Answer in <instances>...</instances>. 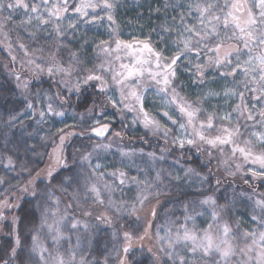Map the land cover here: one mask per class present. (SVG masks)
<instances>
[{"label":"clouds","instance_id":"1","mask_svg":"<svg viewBox=\"0 0 264 264\" xmlns=\"http://www.w3.org/2000/svg\"><path fill=\"white\" fill-rule=\"evenodd\" d=\"M76 2L67 0V6L71 8ZM134 2L139 4L141 0ZM27 3L37 6L30 23L23 22L30 9L26 13L14 0H0V238H5L0 239V264H40L39 256L32 252L33 235L65 255L74 251L77 260L82 256L85 264H118L112 232L122 226L142 225L153 205L167 203L166 213L184 203L199 206L201 199L211 196L228 205L229 211L233 205L253 209V201L264 188L256 181L248 186L243 175L231 174L236 164L244 165V161L238 155L233 159L227 147L212 148L196 139L199 121L205 119L203 113H198L195 126L190 127L171 106L167 110L176 123L164 120L157 131L141 124L137 108L126 107L134 102L127 99L126 89L122 93L112 81V70H119V64L126 61H117L116 53L104 54L97 46L101 39H131L134 32L138 35L134 24L129 28L116 18L115 10L123 0H113L112 9L120 32H113L114 25L106 20L88 24L71 11L57 21L47 16L46 7L51 5L46 6L44 0ZM59 3L65 6L63 0ZM213 3L220 7L223 0ZM105 12L98 0L94 14L102 16ZM16 16L21 19L16 20ZM37 16H44L49 23L40 24ZM90 72L102 77L103 91L98 90L100 82L87 81ZM175 86L183 92L180 82ZM138 91L148 102L152 117L160 120L165 110L163 94L158 95L157 87L147 78ZM189 99L195 102V98ZM220 107L217 103L213 110ZM223 107L228 110L227 105ZM233 124L239 128L240 142L249 137L252 129L245 119L234 115ZM221 125L217 120L215 127L202 131L206 137L214 136ZM105 126L103 136L93 134L94 129ZM178 136L194 143L181 148L176 143ZM58 147L59 162L54 159ZM113 166L126 171V184L108 175ZM92 185H96L103 204L91 191ZM221 190L223 202L218 195ZM138 197L143 199V207ZM110 200L123 201L121 210L110 207ZM132 204L138 210V221L129 214ZM57 209L65 215L59 244L52 241L46 227H40L42 217L47 214L51 223L52 211ZM101 212L113 216L111 227L97 223L96 216ZM133 217L135 223L129 224ZM73 220L87 223L88 228L72 229ZM16 239L22 241L19 246L14 243ZM127 264L133 262L128 260Z\"/></svg>","mask_w":264,"mask_h":264},{"label":"snow or ice","instance_id":"2","mask_svg":"<svg viewBox=\"0 0 264 264\" xmlns=\"http://www.w3.org/2000/svg\"><path fill=\"white\" fill-rule=\"evenodd\" d=\"M14 3L26 13H29L30 9L28 19L23 21L30 23L31 14L37 12V6L29 5L27 0H14ZM63 3L65 6L61 7L59 0H44L46 6L51 5L46 7L47 16L59 21L71 11L74 16L86 20L88 24L106 20L114 25L113 32L121 31V26L112 13L113 0H99L100 7L106 10L102 16L94 14L98 0H77L71 8L67 6V0H63ZM176 3L179 5L180 0H176ZM164 6H170L168 0H164ZM184 6L190 13L196 14V23H186L182 13L178 25L175 23V16L173 23L164 21L159 25L161 32L168 34L167 37L161 35L160 39L163 42L170 41V54L154 44L150 34L145 38L133 35L131 39L116 37L112 41L101 39L98 42L97 46L104 54L116 53L117 61H126L119 64V70H112V81L122 93L124 89L127 90V99L134 104L128 103L126 107L130 110L133 107L138 109L140 122L145 128L158 131L164 126V120L175 124V119L167 110L171 106H175V110L190 127L195 126L198 113H203L205 119L199 121L200 130L195 133L196 139L212 148L218 145L227 147L233 159L238 155L240 160L244 161V165L237 163L231 174L243 175L248 186H251L252 181H256L259 186L264 187V0H223L220 7H217L213 0H185ZM155 11L159 12L160 9ZM36 19L42 25L49 23L44 16H37ZM134 23L128 22L129 25ZM59 28V24L55 25L57 36L60 34ZM181 62L191 65L194 69H184L191 71L192 83L197 84L199 81L200 85L204 86L198 90L195 102L189 99L186 91L182 92L175 86L180 80L178 70ZM51 71L49 68V72ZM145 78L157 87L158 95L163 94L161 103L165 110L160 113V120L152 117L148 102L138 91ZM86 79L100 82L98 90H104L105 82L100 75L90 72ZM180 87L184 89L183 81H180ZM213 100L216 103H213ZM217 103L221 107L213 110ZM223 105H227L228 110ZM40 115L43 116L44 113L41 112ZM234 115L245 119L251 126L249 137L243 142L238 140L241 134L238 126L233 124ZM217 120L222 121L218 133L206 137L202 129H212ZM59 131L63 132V129ZM105 132L106 126L93 130L96 136H103ZM63 139L61 136V142ZM176 143L183 148L185 143L191 146L194 141L178 136ZM257 146L260 147L259 151ZM59 151L58 147L54 157L57 162ZM223 163L227 164L228 161ZM96 167L100 168L101 165L97 164ZM108 175L114 177L121 185L128 182V174L122 168L113 166L108 169ZM176 178L179 179L178 176ZM132 179L138 180L136 177ZM91 191L96 194L98 203L103 204L104 200L100 197L96 185H92ZM138 202L143 207V199L138 197ZM108 203L117 211H120L124 204L123 201L117 203L111 200ZM160 208V205H153L142 225L138 224L135 228L122 226L112 232V238L117 242L118 264H127L133 248H143L146 241L153 239L155 244L160 245L159 249L154 251V246L149 244L147 250L153 253L155 264H161L159 253L167 257L164 264H264V193L253 201V209L248 213L250 221L256 225L255 229L252 228L251 222L242 219L239 214L234 215V205L229 211L228 205H221L216 199L208 196L200 200L199 206L190 207L189 203H184L180 208V215H176L175 219L166 215L163 234L159 226L153 234L151 229L153 222L160 216ZM172 212L170 209L166 213ZM129 214L135 216L137 221L140 219L135 204L131 205ZM85 215L91 213L86 212ZM198 216L206 217V228H197ZM96 221L111 227L113 216L108 212H101L97 214ZM64 222L65 215L60 214L57 209L52 211L51 223L47 214L42 217L40 227H46L52 241L59 244L64 236ZM79 226L88 228L87 223L81 225L79 220L72 221V229L75 230ZM14 243L19 246L22 241L16 239ZM31 247L33 254L39 256L40 264H85L82 256L77 260L74 251L65 255L58 247L45 246L39 235L32 236ZM13 254H16L15 249Z\"/></svg>","mask_w":264,"mask_h":264},{"label":"rangeland","instance_id":"3","mask_svg":"<svg viewBox=\"0 0 264 264\" xmlns=\"http://www.w3.org/2000/svg\"><path fill=\"white\" fill-rule=\"evenodd\" d=\"M147 0H144L143 4L139 7L137 3L134 2V0H123L122 4L117 5V8L115 10L116 18L119 22H121L123 25L131 28L132 25H129V21L135 22L134 25L138 29V35L136 32H134L132 35L139 36L140 38L148 37L150 34V39L154 44H157L160 48L165 49V51L170 54V48L172 45L170 44V41L163 42L161 41L160 37L161 35H164L165 37L168 36V34L162 33L159 25L164 22L168 21L170 24L173 23V17H177L176 24H179V17L183 13L185 16V22L189 24L196 23L195 16L196 14L194 12H189L188 9L184 6L185 0H180V4L177 5L176 0H168L169 5L168 7L164 6V0H150V3H155L157 1V7L160 9L159 12L155 11V8H145L147 5ZM139 7V8H137ZM157 9V8H156ZM142 11L143 17L139 18V11ZM23 11V10H21ZM144 11V13H143ZM149 11V12H148ZM148 12L149 14H146ZM149 16V18H147ZM145 17V18H144ZM16 20L21 19L20 16L15 17ZM143 25V27H140V25ZM91 34V33H90ZM174 37V33L172 34ZM184 69H191V71H194L191 65L185 64L184 62H181L179 71V77L180 81H183L184 83V90L189 94L192 95L194 98H196L198 94V90L202 89L203 85H197L192 83L191 79V71H185ZM209 75H213V73H209ZM177 81V82H178ZM213 103H216L215 100H213ZM244 220L250 221V216L248 214H245L243 216ZM182 222V221H181ZM166 220L160 221V222H154L152 226V232L153 234L157 231V226L160 227V232L163 234V229L165 226ZM196 223L197 228H206V217H196ZM252 228L255 229L256 225L254 222H251ZM152 244L154 246V251H157L159 249L158 244H155L154 239L152 241H146L145 247L141 248L140 246H136L135 248H141L144 249L146 252L147 245ZM133 248V249H135ZM132 249V250H133ZM149 253V252H148ZM151 255V264H155L153 253H149ZM161 256V264H164V262L167 261V257L163 253H159ZM167 264H170V262H167Z\"/></svg>","mask_w":264,"mask_h":264},{"label":"trees","instance_id":"4","mask_svg":"<svg viewBox=\"0 0 264 264\" xmlns=\"http://www.w3.org/2000/svg\"><path fill=\"white\" fill-rule=\"evenodd\" d=\"M147 2L150 3L149 0ZM146 7L147 8L148 7L149 8H152V10H154L153 9V6L147 5ZM148 12H146V14H149ZM148 18H149V16H148ZM183 91H185V90L183 89ZM189 96H191L194 99V97L192 95H189ZM260 188H264V187L260 186ZM222 193H223V190H221V193L218 194L220 196L221 202H223V199H224ZM245 204H246V202H245ZM166 207H168V204L167 203H165L163 206H161V208H160V216L154 222L164 221L166 215L167 216H170L172 219H175V216L176 215H180V211L181 210H180V208L178 206L175 208V210L172 213H165L164 212V208H166ZM249 212H250V210L247 207H244L243 209H241L240 207H237L234 210V215L235 214H239L240 217L243 219V216L245 214H248ZM181 221H182V218H181ZM133 223H135V218L134 217L129 220V224H133ZM104 230L108 231V229H104ZM0 239H5V238H0ZM6 239L10 240L11 238H6ZM128 259L131 260L133 262V264H151V255L148 252H146L144 249H141V248H135V249H133L130 252Z\"/></svg>","mask_w":264,"mask_h":264},{"label":"flooded vegetation","instance_id":"5","mask_svg":"<svg viewBox=\"0 0 264 264\" xmlns=\"http://www.w3.org/2000/svg\"><path fill=\"white\" fill-rule=\"evenodd\" d=\"M147 1H148V0H147ZM147 1H146L147 5H149V6H153L155 9L158 8V7H157V4H158L159 1H157V2H155V3H149V2H147ZM149 1H150V0H149ZM141 2H142L141 4H143L144 0H141ZM141 4H139L138 6L140 7ZM152 4H153V5H152ZM147 5H146V6H147ZM146 6H145V7H146ZM139 7H137V8H139ZM141 12H142L141 10L138 12L139 15H140L139 18L143 17V14H142ZM143 13H144V11H143ZM144 18H145V17H144ZM147 18H148V17H147Z\"/></svg>","mask_w":264,"mask_h":264}]
</instances>
